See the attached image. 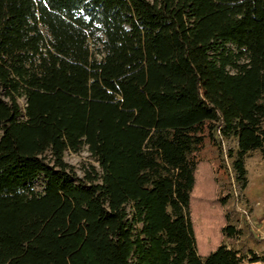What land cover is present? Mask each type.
I'll use <instances>...</instances> for the list:
<instances>
[{
  "label": "trees",
  "instance_id": "1",
  "mask_svg": "<svg viewBox=\"0 0 264 264\" xmlns=\"http://www.w3.org/2000/svg\"><path fill=\"white\" fill-rule=\"evenodd\" d=\"M231 138L246 187L264 0H0V264H242L199 156ZM85 147L99 167L81 177L65 154ZM204 161L199 202L222 221L200 253Z\"/></svg>",
  "mask_w": 264,
  "mask_h": 264
},
{
  "label": "rangeland",
  "instance_id": "2",
  "mask_svg": "<svg viewBox=\"0 0 264 264\" xmlns=\"http://www.w3.org/2000/svg\"><path fill=\"white\" fill-rule=\"evenodd\" d=\"M23 106L26 105L25 98L21 99ZM223 151L207 140L204 149L200 152L201 158L214 162L213 180L215 184L214 200L212 207L221 216L225 214L229 220L238 228V233L233 237H225L228 246L239 250L244 257L242 264H264V154L261 150H254L248 153L245 159L247 173V185L243 187V181L238 179V174L232 167L234 156L238 150L235 138L224 140ZM230 154H234L231 156ZM65 159L74 166L79 176H84L85 168L91 166L99 167L95 158L88 150L80 152L67 151ZM210 162H202L198 170V187L195 190L191 202L192 219L194 222L197 243L200 253L213 249L219 243L217 227L221 218L210 211L206 205L200 204V199L213 193L209 179L211 177ZM208 181V188L201 193L200 186L203 179ZM211 181V180H210ZM44 182L42 179L36 181V188L42 190ZM225 203H221V198ZM222 240V237H221ZM207 253V252H206ZM258 256L260 260L251 261V258Z\"/></svg>",
  "mask_w": 264,
  "mask_h": 264
}]
</instances>
